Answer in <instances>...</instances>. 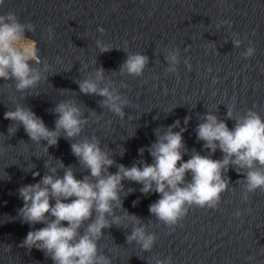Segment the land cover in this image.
Returning <instances> with one entry per match:
<instances>
[{"label": "water", "instance_id": "obj_1", "mask_svg": "<svg viewBox=\"0 0 264 264\" xmlns=\"http://www.w3.org/2000/svg\"><path fill=\"white\" fill-rule=\"evenodd\" d=\"M9 10H14L21 22L36 25L35 33L26 35L36 39L40 57L51 67L32 90L33 95L26 98L27 93L17 92L14 84L9 87L0 80L2 133L7 134L11 123L4 119V112L18 103L31 107L49 128H54L55 114L50 109L60 100L76 99L86 116L91 109L97 113L76 139L95 135L102 147L111 149L118 163L131 166L139 159L138 149L156 140L155 128L176 119L184 126L186 115L191 120L183 133L185 144L201 154L206 152L203 142H197L194 129L207 109L217 111L223 119L227 105L234 102L238 114L252 108L264 116V0H5L0 14ZM223 20L231 21V26L217 27ZM50 26L52 39H48ZM99 26L105 29L103 34L97 31ZM234 33L242 40L238 48L232 44ZM96 39L115 48L100 53ZM209 41L215 43V48L209 47ZM249 42L256 51L252 57L244 58L241 53ZM122 47L149 57L143 76L119 75L117 70L126 59V53L118 49ZM169 49H179L181 63L177 73L165 75L164 55ZM185 59L190 61L191 71ZM99 66L106 70L105 83L110 77L112 86L132 102L125 108L123 120L100 107L101 97L79 92L75 80L94 73ZM213 77L218 78L215 83ZM226 122L233 127L234 121ZM122 146L126 151L120 156ZM0 150V177L4 171L10 176L0 178V264H52L42 251L33 248L29 253L19 247L31 229L17 215L23 206L18 188L40 180L48 154L30 141L22 126L10 139L0 135ZM48 151L65 165H75L77 178L86 174L71 153L68 140L61 137L58 145ZM37 155L41 158L37 159ZM221 155L217 150L213 158ZM143 158L152 162L147 149ZM189 158L190 152L185 153L183 159ZM31 163L36 165L32 171H39L40 176L33 178L31 172L24 171ZM109 170L117 169L113 166ZM227 175L232 183L221 194L219 206L190 208L174 230L149 213V205L159 198L158 194L145 196L139 191L141 185L124 181L126 188L136 191L123 197V207L140 216L157 239L151 252L142 253L135 242L126 244L131 225L113 226L104 230L111 235L99 241L101 250L112 257V264H154L153 257L169 256L172 264H264V192L250 193L245 201L241 187L235 184L241 177L233 169ZM137 199L139 202L133 206ZM238 209L243 212L240 217L235 216ZM40 227L43 225H35Z\"/></svg>", "mask_w": 264, "mask_h": 264}, {"label": "clouds", "instance_id": "obj_2", "mask_svg": "<svg viewBox=\"0 0 264 264\" xmlns=\"http://www.w3.org/2000/svg\"><path fill=\"white\" fill-rule=\"evenodd\" d=\"M4 3L5 0H0V6ZM231 24V21L223 20L217 27ZM35 31L36 25L31 21L21 22L14 10L0 14V80L9 87L14 84L17 92L27 93L24 98L33 95L32 90L51 67L46 59L40 57L36 39L26 35ZM97 31L103 34L105 29L99 26ZM53 34L50 26L48 39H52ZM95 44L100 53L115 48L101 39H96ZM232 44L236 48L242 44L237 33L233 34ZM209 47L215 48V43L209 41ZM118 49L126 53V59L117 70L119 75L143 76L149 66V57L143 52L128 51L127 47ZM255 51V46L249 42L241 55L250 58ZM164 60L167 62L164 74L177 73L181 63L179 49H169ZM92 64L95 65V60ZM184 64L189 71L192 70L188 59ZM105 73V68L99 66L94 73L83 79L77 78L75 82L80 93L101 97L100 107L107 108L123 120L125 108L132 102L112 86L110 77L105 83ZM217 79L213 77V82ZM122 86L126 88L127 84ZM50 111L55 114L54 128H49L31 107L18 103L4 112V119L11 123L7 134L0 132V135L10 139L22 126L30 141L42 146L48 154L49 158L44 159L46 171L40 180L18 188L23 206L17 215L31 229L19 247L26 248L29 253L33 248L42 251L52 264H112V257L101 250L99 241L111 235L104 230L113 226L129 228L131 225L130 232L126 234V244L135 242L142 253L152 251L157 239L155 233L147 230L148 226L140 216L123 207V197L136 191L132 187L126 188L124 181L141 185L139 191L145 196L158 194L159 198L149 205V213L173 230L190 208L216 209L219 206L221 194L229 190L232 183L227 175L229 169L241 177L235 184L241 187L243 200L247 201L250 193L264 192V116L252 108L238 114L235 103L231 102L223 119L217 111L210 109L200 114L194 132L197 142H203L206 154L195 148L189 150L185 144L183 133L187 131L190 115L183 118L184 126H181L180 119L170 125L159 126L154 129L156 140L150 146L138 149L139 159L131 166L118 163L111 149L102 147L95 135L76 139L89 124V118L97 115L95 110L91 109L86 116L76 99H64ZM227 120L234 121L233 127L229 128ZM61 137L69 141L71 153L86 172L82 178H77L75 165H65L63 160L49 153L48 149L57 146ZM146 149L152 157L151 163L143 158ZM217 150L222 155L214 159ZM125 151L122 146L118 154L123 156ZM188 152L190 158L184 160ZM113 166L117 169L115 172L109 170ZM35 168V163H31L24 171L31 172L35 178L40 176L39 171H32ZM61 170L63 175H60ZM0 178L10 179V176L4 171ZM138 202V199L134 200L133 206ZM242 215L239 209L235 212L236 217ZM38 223L43 227L35 228ZM152 260L154 264H172L171 256L166 259L153 257Z\"/></svg>", "mask_w": 264, "mask_h": 264}]
</instances>
